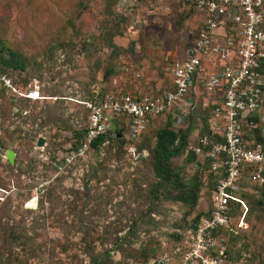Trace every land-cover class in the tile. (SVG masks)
<instances>
[{
  "label": "rangeland",
  "instance_id": "obj_1",
  "mask_svg": "<svg viewBox=\"0 0 264 264\" xmlns=\"http://www.w3.org/2000/svg\"><path fill=\"white\" fill-rule=\"evenodd\" d=\"M184 7L180 0H0V46L24 62L23 69L0 64V72L18 84L37 80L43 96L10 101L0 93V224H16L26 234L23 245L11 244L10 264H89L90 254L104 252L103 264H182L178 248L193 215L205 209L209 189L202 185L191 211L172 198L173 186L153 195L150 151L163 126H190L191 140L207 102L203 93L150 118L134 138L123 119L111 120L97 151L89 146L63 158L78 147L87 115L81 102L94 87L115 89L116 75L129 92L134 84L167 80L166 66L182 53L197 21ZM129 63L140 68L139 80L130 81ZM6 149L14 153L12 164ZM184 156L170 165L182 180L195 172L203 180L199 159ZM243 190L247 227L235 236L214 234L204 255L216 264H264V198L258 205L260 192Z\"/></svg>",
  "mask_w": 264,
  "mask_h": 264
},
{
  "label": "built area",
  "instance_id": "obj_2",
  "mask_svg": "<svg viewBox=\"0 0 264 264\" xmlns=\"http://www.w3.org/2000/svg\"><path fill=\"white\" fill-rule=\"evenodd\" d=\"M191 2L200 17L183 55L166 66L167 83L149 92H129L122 90V77L116 75L115 89L94 87L90 97L81 102L87 110L82 138L63 161L81 154L94 138L105 134L111 120L123 119L125 130L134 138L150 118L185 104L189 94L203 93L204 105L211 106L208 133L195 129L186 149L196 155L205 173L220 177L209 193L208 214L187 232L178 251L182 264H216L215 259L204 255L214 244V234L229 224L237 231L247 227L242 216L231 218L228 213L229 202L238 196L242 174L247 171L246 180L264 189V142L255 138V131L264 137V0ZM125 70L130 80L140 77L134 63ZM0 91L28 101L43 97L34 83L14 84L6 74H0ZM127 151L134 153V147Z\"/></svg>",
  "mask_w": 264,
  "mask_h": 264
},
{
  "label": "trees",
  "instance_id": "obj_3",
  "mask_svg": "<svg viewBox=\"0 0 264 264\" xmlns=\"http://www.w3.org/2000/svg\"><path fill=\"white\" fill-rule=\"evenodd\" d=\"M117 1L118 0H115V3ZM180 1L182 3V6H185L184 8H186L187 12H189L190 14H196V11L193 8L191 0H180ZM121 18L123 19L122 16ZM0 64L2 66H7L12 69L24 68L23 60L20 59L17 55H15L11 51L3 52L2 46H0ZM106 73H108V71ZM0 74H6L7 76L10 77L12 83L18 84L16 83L17 79L12 74L8 72H0ZM103 74H105V72H103ZM21 83L22 84L34 83V85L40 90L39 83L35 79H27L22 81ZM0 93L4 94L2 91H0ZM7 99L10 101L26 100L24 98H13L11 96H7ZM210 109H211L210 105H207L203 108V112L201 115V124L198 127L202 133H208L206 130H207V118ZM84 130L85 128L83 129L82 133L77 132L78 135L77 138H79V141L82 138ZM190 131H191L190 126H186L184 129H180L176 131L165 126L158 128L155 131L154 141L150 152L153 160L152 172L155 177V182L152 186L153 195H156L158 193L157 191L163 186H173L177 192L172 198L179 201L183 205L187 206L188 211H191L196 205L200 188L202 187V185H207L209 189L208 201L205 206V209L201 212H196L191 218L192 219L191 230H192L197 224L199 218L201 216H206L208 214L210 208L209 193L212 190L215 181L220 176L218 174L205 173L204 170L201 168V170L205 173V177L203 178V180L200 176H198L199 173L197 174L196 172L187 179L182 180L181 176H179L178 174L179 172L177 168H174L170 165V160L173 157L178 156L183 151L185 153L184 160L186 162L193 161L196 158V155L192 151L186 149L187 137ZM106 136L107 134H102L94 138L90 142V148L93 149L94 151H97L99 145L105 140ZM255 138L257 141L264 142V137H261L258 131H255ZM246 175H247V171L242 174V177L240 179V190L237 198L229 202L228 213L231 218L242 216L246 220V214L249 209V206L246 202V197L248 195L247 192H245L243 189H248L251 192H260L261 194L260 197L255 201V203L258 205L261 204V197L264 198V189L252 186L246 180ZM1 216L2 215L0 214V217ZM8 226L6 225V222L3 223V226L0 224V230H1L0 234L3 241V244L0 245V264H10L13 261V259L10 258V253L13 252L15 245H11V244L13 243L18 245L20 243L21 245H23L24 239L26 237V234L24 233L22 228H19L18 225L13 224ZM219 230L226 231L232 234L233 236L237 235L240 231H242V230H238V231L234 230L232 224H229L227 227H222ZM186 236L187 233L184 235L183 240H185ZM174 238L177 239L178 236L174 235ZM6 244H7V249H6ZM3 252L9 253V255L8 254L5 255L3 254ZM105 256H107V252H104L103 254H98V253L90 254L89 264H103V260Z\"/></svg>",
  "mask_w": 264,
  "mask_h": 264
},
{
  "label": "crops",
  "instance_id": "obj_4",
  "mask_svg": "<svg viewBox=\"0 0 264 264\" xmlns=\"http://www.w3.org/2000/svg\"><path fill=\"white\" fill-rule=\"evenodd\" d=\"M167 9H168V7H166ZM196 17H197V21H196V23L198 22V18L200 17L199 16V14H197L196 13ZM195 23V24H196ZM183 51H184V49H183ZM183 51H182V53L179 55L180 57L183 55ZM178 56V57H179ZM138 67V66H137ZM139 70H140V68H139ZM142 72H141V70H140V77L137 79V80H139L141 77H142ZM167 78V77H166ZM130 79V78H129ZM136 80V81H137ZM130 81H134V80H130ZM147 80L146 79H144L143 78V81H142V84L143 83H145ZM167 82L165 81V82H162L161 84H159L158 86H155V87H151V86H149V85H147V86H142L141 84H138V85H133V90H131V92H149V91H151V90H157V89H159V88H161L162 86H164L165 84H166ZM141 86V87H140Z\"/></svg>",
  "mask_w": 264,
  "mask_h": 264
},
{
  "label": "water",
  "instance_id": "obj_5",
  "mask_svg": "<svg viewBox=\"0 0 264 264\" xmlns=\"http://www.w3.org/2000/svg\"><path fill=\"white\" fill-rule=\"evenodd\" d=\"M43 144V139L42 138H37L36 140V145L37 146H40ZM13 156H14V153L11 149H6L5 152H4V157L6 159V161L9 163V164H12L13 163Z\"/></svg>",
  "mask_w": 264,
  "mask_h": 264
}]
</instances>
